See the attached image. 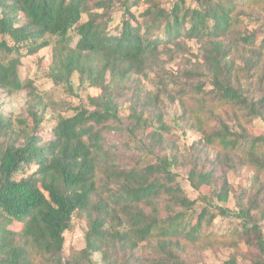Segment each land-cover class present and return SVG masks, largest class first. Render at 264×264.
<instances>
[{
  "label": "trees",
  "instance_id": "trees-1",
  "mask_svg": "<svg viewBox=\"0 0 264 264\" xmlns=\"http://www.w3.org/2000/svg\"><path fill=\"white\" fill-rule=\"evenodd\" d=\"M116 8L122 22L114 35ZM254 10L264 14V0H0V90H27L30 98L15 120L0 108V264H93L95 255L103 264H191L189 250L221 246L234 250L227 264L239 258L264 264V236L251 214L260 206H250L249 199L248 207L239 203L237 212L229 211L212 206L202 193L208 188L214 200L227 203L226 177L218 188L215 171L191 167L186 180L206 203L196 212L198 201L186 197L171 171L176 157L124 168L106 140L125 127L119 87L145 76L172 49L182 51L185 41H196L204 57L189 76L199 81L178 89L163 84L161 93L179 104L182 120L200 136L202 151L216 154L215 163L264 177V134L251 128L256 119L264 125V34L243 32L240 44L225 42L246 27ZM72 31L78 37L74 48ZM45 50L50 76L65 92H74V75L80 87L101 91L89 97L90 108L57 113L49 129L43 127L46 113L56 102L20 75L22 59ZM235 54L243 68L231 60ZM130 113L132 125L125 130L144 134L141 155L148 158L166 126L160 117L159 126L148 124L136 106ZM76 214L87 218L85 248L66 257ZM231 214L243 220L239 232L220 235L215 221Z\"/></svg>",
  "mask_w": 264,
  "mask_h": 264
},
{
  "label": "rangeland",
  "instance_id": "rangeland-1",
  "mask_svg": "<svg viewBox=\"0 0 264 264\" xmlns=\"http://www.w3.org/2000/svg\"><path fill=\"white\" fill-rule=\"evenodd\" d=\"M172 2H164L166 8H170ZM188 7L195 8L196 4L189 1ZM86 21V20H85ZM122 22V13L116 8L112 11L111 33L117 34ZM245 28L237 30L230 39L226 40L227 44H240L239 33L243 32H260L264 34V14L260 10H254L250 13V19L245 20ZM72 47L77 44L78 37L75 32H71ZM181 50L172 49L169 56L162 58V62L149 71L145 76H133L128 82L119 87L116 93L117 102L121 106V116L124 120L125 127L120 131H111L106 134L107 148L117 153L119 166L130 168L138 165H147L150 161H155L164 155L174 156L177 158V164L171 171L177 175V182L185 191L186 197L191 201H198L196 212H200L206 203L200 197L199 192L194 191L186 180L188 172L193 165H199L205 170L215 171L218 188L221 185L220 178L226 177L229 182V200L227 203H220L208 188H203L202 193L208 196L212 206L221 207L229 211L237 212L239 203L248 207V200L256 202V207L260 210H253L252 216L255 223L261 228L264 236V177L258 178L246 167L233 165L225 167L215 163L216 154L207 150L202 151L199 140L200 136L194 132L187 120H182V111L178 103H172L162 94L165 91L163 84L169 85V88H181L189 84H196L199 79L190 77L189 73L199 70L204 57L203 45L196 41H185ZM238 68H243V59L239 54L231 56ZM51 54L48 50L42 51L36 57L23 58L20 75L22 80L29 79L40 93H48L49 98L56 102V108H51L45 117L43 127L52 128L56 122V114L64 112L69 108L79 105L89 106V97H97L101 94L99 89H93L85 84L80 87L79 75H74L71 79L73 93L65 92L61 85H56L52 80L49 72ZM158 96L157 99L155 97ZM30 102L29 91L24 90L9 95L7 92L0 90V108L7 118L13 120L22 117ZM154 102V104H153ZM136 106L142 111L144 119L148 124L153 123L155 127L159 126L160 121L166 126L161 131V137L155 147L153 155L148 158L142 157L143 146L147 147L144 134L136 137L130 135V131L125 129L131 128L132 120L129 118L130 109ZM57 110V111H56ZM32 123L26 122L25 130H29ZM252 133L256 136L264 134V125L259 119L254 121ZM214 200V201H213ZM180 209V208H178ZM243 224L241 217L230 215L228 217H219L215 221V231L220 235L238 233ZM87 218L83 214H76L73 221V229L66 235V257H69L73 251H81L85 248V232L87 231ZM244 253L246 250L243 251ZM145 253L144 251L142 252ZM234 250L221 246L216 250H207L204 252L198 250H189L185 258L191 264H227L231 260ZM93 264H103L101 256L95 255L92 258ZM238 264H251V261L244 258L238 259Z\"/></svg>",
  "mask_w": 264,
  "mask_h": 264
}]
</instances>
